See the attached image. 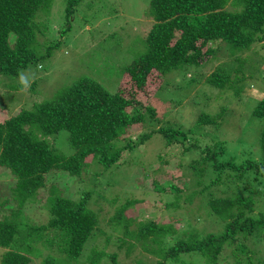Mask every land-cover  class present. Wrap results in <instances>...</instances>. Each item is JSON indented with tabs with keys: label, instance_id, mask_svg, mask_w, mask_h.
<instances>
[{
	"label": "trees",
	"instance_id": "obj_1",
	"mask_svg": "<svg viewBox=\"0 0 264 264\" xmlns=\"http://www.w3.org/2000/svg\"><path fill=\"white\" fill-rule=\"evenodd\" d=\"M52 2L0 0V78L7 77L5 86L15 85L14 80L33 63L42 68L39 62L56 47L49 44L42 53L36 43L37 35L45 30L44 23L37 22V14L48 11ZM77 3L79 0H66L65 19ZM148 7L151 21L144 32L145 49L124 68L122 73L128 80L115 92L81 76L56 97L21 108L12 116L2 115L0 98V176L9 175L5 181L8 196L0 200V247L6 249L0 264H29L33 257L40 258V264H123L126 258L129 264H228L225 249L231 244H235L231 264H264L263 257L255 258L256 251L247 244L252 236L264 232V211L252 214L257 188L245 185L246 194L233 190L214 195L209 191L210 183L221 182L226 176L225 169L238 172V178L250 172L253 180L264 175V94L250 113L259 125L255 145L260 157L254 160L247 151L249 155L239 164L236 159L242 147L233 144L236 151L228 153L230 135L223 131L227 106L221 105L212 113L208 105L186 123L183 119L189 109L183 108L186 104L175 94L180 84L168 80L174 73L185 76L191 68L189 80L197 79L193 85L203 83L198 78L214 67L221 49L239 61L231 70L234 77L254 78L244 71L241 54L264 36V0H150ZM68 27L69 20L61 31ZM229 77L230 72L220 66L204 83L223 90V82L232 81ZM167 87L172 91L162 93ZM259 88L264 92V87ZM241 92H237L242 97L240 103L247 105L248 96L243 98ZM201 99L192 101L208 104V98ZM238 128V122L233 124L232 129ZM62 131L67 133L70 149L66 151L56 143ZM157 140L162 145L160 153L178 144L184 154H197L190 163L177 164L192 168L195 182L191 186L201 185L212 168L211 172H216L208 185L192 191L182 176L177 177L181 185L166 181L163 186L155 181L159 166L144 172V179L153 184L145 196L156 193L164 197L159 199V209L169 215L152 212L156 203L150 201L143 206L149 212L146 216L138 212L136 205L142 209L139 199L126 195L122 200L115 194L111 198L114 214L101 226L100 214L88 202V190L84 195L83 189H77L74 198L65 195L62 182H68L64 176L82 178L94 167L109 170L120 164L127 151ZM160 153L159 165L167 162L166 154ZM101 171L96 170L95 177ZM230 178L227 174L225 181ZM200 196L209 214L223 223L222 230L206 232L202 226L205 230L201 232L190 211H186L187 216L175 215L186 202ZM35 209L43 213V219L31 215ZM95 237L101 239L99 244L86 248ZM139 251L150 258L134 254ZM123 253L124 259L120 258Z\"/></svg>",
	"mask_w": 264,
	"mask_h": 264
},
{
	"label": "rangeland",
	"instance_id": "obj_2",
	"mask_svg": "<svg viewBox=\"0 0 264 264\" xmlns=\"http://www.w3.org/2000/svg\"><path fill=\"white\" fill-rule=\"evenodd\" d=\"M149 1L79 0V3L75 5L74 12L68 19H65L66 0H53L52 6L48 11H39L37 14V22L44 23L45 30H41L43 34L37 35L38 40H36V43L37 49L41 50L42 53L49 44L55 43L56 47L48 57L41 59L39 64H41L42 68H37L36 64L33 63L21 72V75L28 80L27 87L23 86L21 88L20 86H16L21 83L20 78L14 80L13 83L15 85L8 84L9 86H5L8 83L6 76V78H0L2 115L12 116L21 108H31L35 102L52 99L56 97L62 88L72 84L81 76L93 78L108 91L115 92L123 81L128 80L127 76H123L122 71L124 68L145 49L144 36H146V33L144 32L150 26L151 21L148 7ZM229 8L235 9L233 7ZM67 20H69V27L63 32L61 30L64 25L66 27ZM226 53H223L221 49L218 53L220 58L214 67L209 70L207 69V73L200 76L201 78L195 76L201 82L203 81V83L197 82L193 85L197 79L193 81L189 80L193 73V69L191 68L185 74L188 79L182 74L177 75L174 73V78L169 75L168 80H176L180 84L175 94L186 104L183 108L189 109V112L185 113L186 117H183V121H186V123L192 122L194 116H197L196 113L201 109L208 108V105L210 106L208 110L212 113L217 112L221 105L227 106L226 120L224 122L226 128L231 126L229 127L230 129L223 128V131H228L230 135L225 133L229 136L227 138L230 144L228 153L229 151L230 153L236 151L231 146L233 144L238 143V147H242L236 159L240 164L249 154L252 155L254 160H258L260 157V152L257 151L258 147L255 145V143H258L259 125L253 122L254 120L250 113L256 100L260 99L264 94L259 88L260 86L264 87V36L260 40L255 41L246 52L241 54V57L244 58V71L252 73L254 78L248 79L245 77L242 80H238V77H234L235 75H232L231 70L236 65L235 62L239 61H233L234 57H230ZM220 66L230 72L229 78L232 81L223 82V84L225 83L223 90L221 88L206 86L204 83L206 76L214 73ZM204 69L206 70V68ZM257 69H259V73L261 71V75L257 74ZM234 78H237L240 82L233 80ZM13 86H16V88ZM165 90L172 91L170 87H167L162 89L161 92L165 93ZM238 91L242 93L241 96L243 98H247L248 96L247 105L240 103L242 97H239ZM199 94L200 96H197ZM202 97L204 100L208 98V104L205 106L192 101L193 99L202 101ZM186 106L187 108H185ZM176 120L179 121L178 119ZM237 122L239 128L235 131L232 127ZM153 139L154 137L150 141ZM56 143L65 151L70 149L67 145V133L65 131H62L58 135ZM160 146H162L160 140H157L155 143L146 142L133 151H127V154L122 157L123 160L120 161V164H114L109 170L102 172L100 167H94L89 172L83 173L82 178L64 176L68 182V184L62 182L63 186L66 187L65 195L74 198V193L77 189H83L84 195L88 190L90 192L88 202L100 214L101 226L104 225L110 215L114 214L113 208L115 204L111 201V198L115 194L121 196L122 200H125L126 195L129 196L128 198L134 197L139 199L138 202L142 209H140L139 205H136L138 212L142 211L146 216L149 215V212L145 207L150 201L156 203V207L151 206L154 207L152 208V212L158 215H169L170 212L167 210L163 208V210L159 209L162 207L159 199L164 197L156 193L153 194V197L145 196L152 190L153 184L144 179V172H150L159 166L161 170L153 176L155 181H158L160 184L163 183V186L166 185L164 183L166 181L177 185L180 184L177 177L182 176L184 177L182 179L184 184L190 185L189 191L208 185L216 172H211L213 171L212 168L204 175V181L201 185L191 186L195 182L194 176L191 174L193 172L192 168L190 166L181 168L177 164L178 162L180 164H188L197 154H184L179 150L180 146L178 144H173L164 150L163 148L161 149L166 154L165 158L167 162L164 161L159 165L160 160L157 158V154L160 153ZM247 151L249 154H247ZM163 153L160 154L162 155ZM96 170L101 171L98 177H95L94 172ZM225 172L227 173L224 174L226 176L229 174L231 178L225 181L226 176H224L221 182L210 183L209 191L214 195L231 194L233 190L246 194L245 185L257 188L258 196L253 203L252 214L263 212L264 175H260L256 180H253L254 175L252 172L247 173L243 178H238V172L228 169H225ZM8 178L9 175L7 173L0 176V200L8 196L5 185V181ZM60 181L62 180L60 179ZM165 197L168 200L171 199L169 195ZM201 199L202 197L200 196L195 197L192 203L186 202L185 208L177 209L175 215L187 216L188 213L186 211H190V213L195 214L196 220L200 223L195 226L201 232L205 230L202 226L208 229L206 232L222 230L224 228L223 223L218 217L209 214V211L202 205L206 202L201 201ZM140 200L148 203L144 205V202L142 203ZM197 207L200 213L195 211ZM28 212L32 213V209H29ZM35 212V214L31 215L36 219L44 218L43 213L39 210L35 209ZM259 235L252 236V242L248 240L247 244L256 251L257 255H255V258L263 257L264 263V232ZM99 240L101 239L96 237L94 239L90 238L86 248L99 244ZM234 245L231 244V246H227L225 249L228 264H231L232 259L230 255H233L232 248H234ZM4 250L6 249L0 247V255ZM134 254L139 256L144 255L145 259L150 258V254H141V251ZM123 255L124 253L120 255V258L124 259ZM128 260V258L123 260L126 261L123 264H129ZM29 264H40V258L33 257Z\"/></svg>",
	"mask_w": 264,
	"mask_h": 264
},
{
	"label": "clouds",
	"instance_id": "obj_3",
	"mask_svg": "<svg viewBox=\"0 0 264 264\" xmlns=\"http://www.w3.org/2000/svg\"><path fill=\"white\" fill-rule=\"evenodd\" d=\"M20 82L22 85H24L25 87L28 86V80L26 77H24L23 75L20 76Z\"/></svg>",
	"mask_w": 264,
	"mask_h": 264
}]
</instances>
